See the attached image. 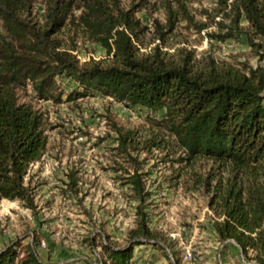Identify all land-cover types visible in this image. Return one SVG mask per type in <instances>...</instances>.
<instances>
[{"label":"trees","instance_id":"1","mask_svg":"<svg viewBox=\"0 0 264 264\" xmlns=\"http://www.w3.org/2000/svg\"><path fill=\"white\" fill-rule=\"evenodd\" d=\"M201 0H164L165 22L154 19L156 38L166 41L181 22L209 39L245 38L257 65L201 63L190 51L167 56L159 46L139 54L148 26L136 13L149 0H0V200H19L35 207L33 191L25 184L30 166L47 147L45 114L19 91L31 87L35 97L64 101L57 95V79L68 77L79 95L100 93L128 107L151 114L147 130L115 126V149L128 158L125 184L134 197L138 238L125 247H109L106 261L128 264L134 245L151 241L154 231L142 203L146 191L140 162L132 150L164 152L165 162L181 169L195 161L210 164L197 187L209 195V217L216 239L228 248L235 243L241 264H264V0H212L209 7L192 8ZM42 4L43 22L32 18ZM193 9V11H192ZM68 24L99 43L105 62H82L63 48L56 35ZM76 91V90H75ZM70 175V174H69ZM71 185L77 184L74 174ZM0 264H61L45 261L33 244L20 253L16 243L0 250Z\"/></svg>","mask_w":264,"mask_h":264},{"label":"rangeland","instance_id":"2","mask_svg":"<svg viewBox=\"0 0 264 264\" xmlns=\"http://www.w3.org/2000/svg\"><path fill=\"white\" fill-rule=\"evenodd\" d=\"M131 2L121 0L125 8ZM163 3L149 0L147 7L136 13L149 28L139 44V54L159 46L172 57L190 51L201 63L211 59L220 66L257 65L245 38L209 39L185 22L179 23L165 42L156 38L153 23L154 19L165 22ZM211 4L212 0H201L190 6ZM32 18L38 24L43 22L40 2L35 4ZM0 33H5L1 21ZM56 37L82 62L108 59L99 43L72 24ZM57 85V95L64 100L59 103L36 98L31 87L19 91L22 102H31L45 114L48 142L43 157L30 166L25 178L35 207L27 208L17 199L0 200V250L16 243L23 253L33 244L45 261L112 264L106 261L109 247H125L138 240L130 232L137 224L135 207L140 202L125 184V168L131 164L115 149V126L147 130L146 119L151 113L100 93H75L79 97L66 100L70 93L81 90L79 85L68 77L58 78ZM131 152L141 163L149 193L142 203L154 236L134 245L128 264H241L238 246L232 243L224 248L216 239L209 220L213 214L209 195L197 187L198 177H206L210 164L197 160L181 169L178 163L163 161L164 152L147 150L143 144ZM69 174H74L76 185H71Z\"/></svg>","mask_w":264,"mask_h":264}]
</instances>
